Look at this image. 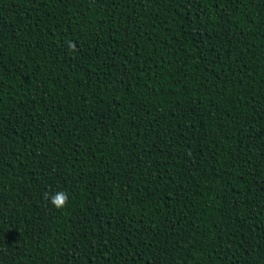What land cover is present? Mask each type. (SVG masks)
<instances>
[{
  "label": "trees",
  "instance_id": "1",
  "mask_svg": "<svg viewBox=\"0 0 264 264\" xmlns=\"http://www.w3.org/2000/svg\"><path fill=\"white\" fill-rule=\"evenodd\" d=\"M0 264H264V0H0Z\"/></svg>",
  "mask_w": 264,
  "mask_h": 264
},
{
  "label": "clouds",
  "instance_id": "2",
  "mask_svg": "<svg viewBox=\"0 0 264 264\" xmlns=\"http://www.w3.org/2000/svg\"><path fill=\"white\" fill-rule=\"evenodd\" d=\"M68 47L75 50L74 43L69 42ZM46 199L57 210H63L68 205V194L64 191H58L54 196H48L46 194Z\"/></svg>",
  "mask_w": 264,
  "mask_h": 264
}]
</instances>
